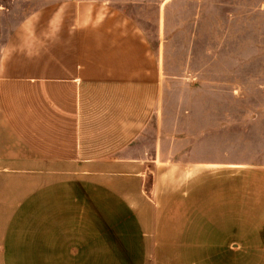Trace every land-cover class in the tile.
<instances>
[{
  "label": "crops",
  "instance_id": "0c3cea01",
  "mask_svg": "<svg viewBox=\"0 0 264 264\" xmlns=\"http://www.w3.org/2000/svg\"><path fill=\"white\" fill-rule=\"evenodd\" d=\"M162 74L108 3L0 32V264H264V164L179 163Z\"/></svg>",
  "mask_w": 264,
  "mask_h": 264
},
{
  "label": "rangeland",
  "instance_id": "374dc122",
  "mask_svg": "<svg viewBox=\"0 0 264 264\" xmlns=\"http://www.w3.org/2000/svg\"><path fill=\"white\" fill-rule=\"evenodd\" d=\"M60 1L0 0L1 36ZM96 1L126 12L161 50L163 133L173 132L179 163L264 164V0Z\"/></svg>",
  "mask_w": 264,
  "mask_h": 264
}]
</instances>
